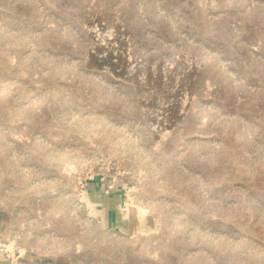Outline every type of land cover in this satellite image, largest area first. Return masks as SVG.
I'll return each mask as SVG.
<instances>
[{"label":"rangeland","instance_id":"obj_1","mask_svg":"<svg viewBox=\"0 0 264 264\" xmlns=\"http://www.w3.org/2000/svg\"><path fill=\"white\" fill-rule=\"evenodd\" d=\"M0 264H264V0H0Z\"/></svg>","mask_w":264,"mask_h":264}]
</instances>
